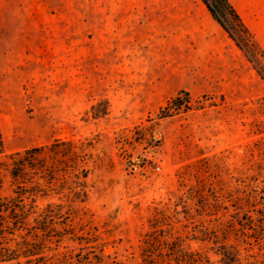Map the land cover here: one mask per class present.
Returning <instances> with one entry per match:
<instances>
[{
	"label": "rangeland",
	"instance_id": "1",
	"mask_svg": "<svg viewBox=\"0 0 264 264\" xmlns=\"http://www.w3.org/2000/svg\"><path fill=\"white\" fill-rule=\"evenodd\" d=\"M230 1L264 50V0ZM205 2L0 0L2 195L9 155L56 139L90 170L87 202L22 264H141L152 236L206 234L264 264V240L223 233L264 209V80ZM178 95L189 107L162 115Z\"/></svg>",
	"mask_w": 264,
	"mask_h": 264
},
{
	"label": "trees",
	"instance_id": "2",
	"mask_svg": "<svg viewBox=\"0 0 264 264\" xmlns=\"http://www.w3.org/2000/svg\"><path fill=\"white\" fill-rule=\"evenodd\" d=\"M205 3L212 17L235 41L264 80V50L231 1L212 0L211 4ZM228 21L232 27L227 25ZM185 95L189 96L188 93ZM189 105L188 98L178 95L160 113L167 116ZM4 153L5 143L0 124V156ZM86 157L83 145L62 139L9 155L13 191L10 197L2 195L3 178L0 173V264H22V257L38 255L46 248L45 240L33 241L39 238L38 231H43L44 237L52 236L51 228L43 229L41 225L46 227L47 224L55 223V220H68L73 206L87 202L89 192L86 179L90 170ZM55 196L60 198L61 203L48 202L40 211L39 199L47 200ZM246 202L251 207L252 200L248 198ZM250 213L247 211L241 219L225 226V239L233 234L237 243L247 235L258 241L264 240V209L257 210L259 216L256 218ZM18 238L21 240L18 241ZM194 239L208 244L213 242L214 246L198 249L193 247L188 237L160 240L152 236L144 241L141 264H255L245 261L238 245L227 240L221 243L211 240L207 234ZM12 241L18 245L15 249L9 245Z\"/></svg>",
	"mask_w": 264,
	"mask_h": 264
},
{
	"label": "crops",
	"instance_id": "3",
	"mask_svg": "<svg viewBox=\"0 0 264 264\" xmlns=\"http://www.w3.org/2000/svg\"><path fill=\"white\" fill-rule=\"evenodd\" d=\"M238 11V10H237ZM240 14V13H239ZM241 15V14H240ZM242 17V16H241ZM242 19H243V17H242ZM244 20V19H243ZM245 22V21H244ZM245 24H246V22H245ZM247 25V24H246ZM248 26V25H247ZM249 28V27H248ZM250 29V28H249ZM258 43V42H257Z\"/></svg>",
	"mask_w": 264,
	"mask_h": 264
}]
</instances>
